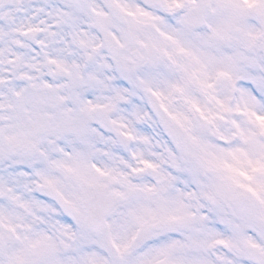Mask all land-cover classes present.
<instances>
[{
    "label": "snow or ice",
    "instance_id": "obj_1",
    "mask_svg": "<svg viewBox=\"0 0 264 264\" xmlns=\"http://www.w3.org/2000/svg\"><path fill=\"white\" fill-rule=\"evenodd\" d=\"M0 264H264V0H0Z\"/></svg>",
    "mask_w": 264,
    "mask_h": 264
}]
</instances>
